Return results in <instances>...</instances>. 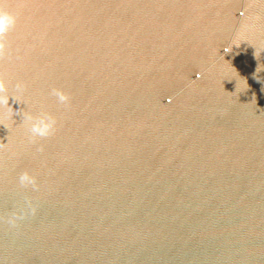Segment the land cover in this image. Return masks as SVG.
I'll return each mask as SVG.
<instances>
[{
    "label": "water",
    "instance_id": "1",
    "mask_svg": "<svg viewBox=\"0 0 264 264\" xmlns=\"http://www.w3.org/2000/svg\"><path fill=\"white\" fill-rule=\"evenodd\" d=\"M0 7V264H264V0Z\"/></svg>",
    "mask_w": 264,
    "mask_h": 264
},
{
    "label": "clouds",
    "instance_id": "2",
    "mask_svg": "<svg viewBox=\"0 0 264 264\" xmlns=\"http://www.w3.org/2000/svg\"><path fill=\"white\" fill-rule=\"evenodd\" d=\"M17 23V16L12 12L5 10L0 7V54H3L5 49V41L4 37L6 34L11 31ZM21 85L19 83L16 84V88L19 89ZM7 85L6 82L0 80V107H7L13 115V109L9 106L8 101L12 96L6 95ZM53 95L58 98V101L61 104L68 105L69 97L62 90L53 89ZM14 101L19 102L15 97H12ZM26 120L29 123V132L32 138L40 137L46 138L50 136L55 129L56 120L51 115H27ZM20 182L22 185L28 186L31 185L33 187L36 186L35 177L30 176L27 172L21 174ZM14 219H10L9 223H14Z\"/></svg>",
    "mask_w": 264,
    "mask_h": 264
}]
</instances>
